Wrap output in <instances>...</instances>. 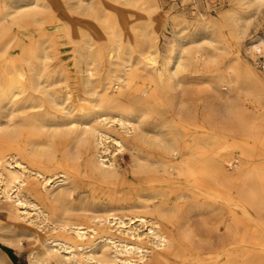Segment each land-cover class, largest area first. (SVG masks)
Wrapping results in <instances>:
<instances>
[{
  "label": "bare ground",
  "instance_id": "obj_1",
  "mask_svg": "<svg viewBox=\"0 0 264 264\" xmlns=\"http://www.w3.org/2000/svg\"><path fill=\"white\" fill-rule=\"evenodd\" d=\"M260 1L178 12L161 45L146 0H0V240H26L31 264H245L243 243L264 247V80L238 57L220 71Z\"/></svg>",
  "mask_w": 264,
  "mask_h": 264
},
{
  "label": "rangeland",
  "instance_id": "obj_2",
  "mask_svg": "<svg viewBox=\"0 0 264 264\" xmlns=\"http://www.w3.org/2000/svg\"><path fill=\"white\" fill-rule=\"evenodd\" d=\"M56 1H58L62 6L64 5V0H56ZM234 4H235L234 0L232 1L231 0H187L186 2L182 0H146V3L142 7V9H146L148 12H150V16H151L150 18L158 28L159 36L161 39L160 42L161 45H163V43L167 40V38L171 37L170 26H167L166 21L169 20L174 15H176L178 12H184L191 18H193L194 16L198 18H201L202 16L205 18L206 17L218 18L225 12L230 11L231 8H233L232 6H234ZM248 7L250 14L252 15L251 17L253 19H251L249 29L247 32V37L241 45L237 44V42L235 41L232 42L229 53L221 61L220 71L226 72L227 68L229 66H234L236 64V60L240 58L242 59L243 62H247L255 70L256 74L264 80V54H257L254 56V54H252L251 52L252 46H257V49H259L258 46L259 43L264 41V0L260 1L257 4L250 5ZM57 39L60 44L62 56L64 57V59H68V57L71 55V50L67 48L66 39L64 35L59 33ZM260 52L261 51L259 50L258 53ZM121 155L125 157V160H121ZM117 156H118V161L121 165V169H120L121 173H124V171L126 170L127 172H130L131 161L129 154L127 153L124 155L118 154ZM254 161L252 160L253 164L260 166L264 170V157L255 158ZM88 172L81 169L80 176L85 181L84 184L88 188V194L90 195V197L94 199L95 198L99 199V196L104 195V193H106L107 195V193L109 192V188H107L108 186L99 182L95 183L96 181L91 179ZM126 177H129V186H127V188L131 191L140 190L144 188V186H146V182L143 180V178L146 177L135 178L134 176L131 175V172L128 173ZM125 191L127 192V190ZM7 224H8V216L6 215V212L0 211V227H4ZM2 234L4 235V233ZM223 235H224V230H222L220 233L211 234L209 241L211 242V245L214 246V248L216 249L220 248L219 247L221 244L220 241L223 240L222 237ZM177 238L181 243L183 242L180 236H177ZM21 244L22 245L19 249L15 246H11L0 240V249H2L3 251L2 253L5 255L4 257L6 259L7 264H31L29 253L33 250V247H31L26 240L24 241V239L21 240ZM241 247H242V251L244 250L243 251L244 254L247 255L248 253H250L248 254V258L245 260V264H253L255 260L259 258H262L261 264H264L263 261L264 247L259 245H254L249 242L243 243ZM253 258L256 259L254 260Z\"/></svg>",
  "mask_w": 264,
  "mask_h": 264
}]
</instances>
